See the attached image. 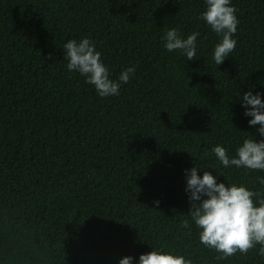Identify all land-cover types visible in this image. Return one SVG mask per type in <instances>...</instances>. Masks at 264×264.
Segmentation results:
<instances>
[{
  "label": "trees",
  "instance_id": "16d2710c",
  "mask_svg": "<svg viewBox=\"0 0 264 264\" xmlns=\"http://www.w3.org/2000/svg\"><path fill=\"white\" fill-rule=\"evenodd\" d=\"M230 2L236 45L216 65L203 0H0V264H118L150 247L264 264L259 245L221 259L202 244L184 191L196 164L264 196V170L224 167L211 151L234 155L255 133L240 93L264 99V0ZM171 27L199 32L192 60L164 48ZM84 36L110 78L134 66L117 95L66 68L63 42Z\"/></svg>",
  "mask_w": 264,
  "mask_h": 264
},
{
  "label": "clouds",
  "instance_id": "9594fccd",
  "mask_svg": "<svg viewBox=\"0 0 264 264\" xmlns=\"http://www.w3.org/2000/svg\"><path fill=\"white\" fill-rule=\"evenodd\" d=\"M235 6L230 0H203L199 17L217 34L219 39L212 49V60L219 65L236 45L234 33L238 19ZM198 31L182 35L176 27L168 28L162 36L163 46L168 51L181 50L187 60L196 55ZM66 68L83 76L86 83L94 86L101 96L117 95L120 84L127 83L134 66L124 67L117 78L112 79L107 66L100 59L101 53L87 36L68 38L62 44ZM259 90H245L239 95L243 114L248 117L247 124L255 128V133L242 138L234 148V155L220 144L212 146L211 151L224 167L235 166L246 169L264 170V99ZM258 125V127H257ZM194 164L183 169L184 191L189 201L188 216L199 229V241L208 248L220 253L221 259L239 251L247 252L256 245L258 256L264 257V196L254 192L244 184L217 180L209 171L198 170ZM264 184V176H258ZM255 198V199H254ZM158 203V201H154ZM185 225L188 221L185 220ZM118 264H192L183 255L166 251L161 247L132 255H122Z\"/></svg>",
  "mask_w": 264,
  "mask_h": 264
}]
</instances>
